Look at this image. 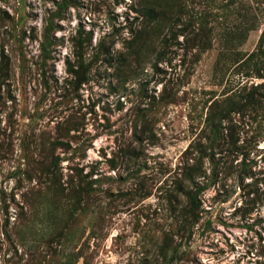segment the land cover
Masks as SVG:
<instances>
[{"label": "rangeland", "instance_id": "374dc122", "mask_svg": "<svg viewBox=\"0 0 264 264\" xmlns=\"http://www.w3.org/2000/svg\"><path fill=\"white\" fill-rule=\"evenodd\" d=\"M263 28L264 0H0V264H264Z\"/></svg>", "mask_w": 264, "mask_h": 264}, {"label": "trees", "instance_id": "16d2710c", "mask_svg": "<svg viewBox=\"0 0 264 264\" xmlns=\"http://www.w3.org/2000/svg\"><path fill=\"white\" fill-rule=\"evenodd\" d=\"M264 44V28L261 32V35H260V39H259V47H261L262 45ZM6 60H5V56L2 57V60H0V83H1V79H3L4 76H7V72L9 71L7 69V64H6ZM257 74L258 75H261L260 71L257 69ZM218 106L219 104L217 102H212L210 108H212L213 106ZM221 110H219L217 113H215L216 115H218L220 113ZM209 116H211L210 113H208ZM208 121H209V118H208ZM211 124V122H210Z\"/></svg>", "mask_w": 264, "mask_h": 264}]
</instances>
